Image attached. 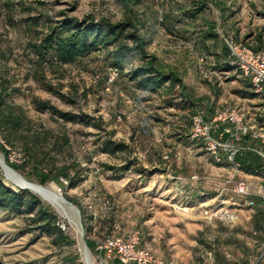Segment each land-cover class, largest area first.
I'll return each mask as SVG.
<instances>
[{"label": "rangeland", "instance_id": "1", "mask_svg": "<svg viewBox=\"0 0 264 264\" xmlns=\"http://www.w3.org/2000/svg\"><path fill=\"white\" fill-rule=\"evenodd\" d=\"M224 1L227 4L224 15L208 3L204 14L194 20L176 21L177 15L169 9L167 0H140L138 8L147 15L150 8L158 10L160 18L171 11L174 23L173 27L165 20L159 21L157 29L156 22L147 50L186 69L183 80L195 96L203 98L196 109L204 117L232 106L246 119L264 127L262 119H257L259 96L242 93L243 81L218 67L226 58L221 51L225 38H234L237 30L241 39L244 34L264 26V15L260 11L264 0ZM62 12L79 18L106 15L117 20L122 17L124 8L120 0H0V68L13 77L10 85L18 88L10 93L9 99L19 104L33 122L41 121L52 128L63 122L47 109L40 111L34 98L46 100L58 110L77 116L63 123L72 142L71 153L80 162L81 179L75 187L50 180L41 185L52 188L64 198L67 195L76 199L84 207L85 216L68 211L66 217L31 190L58 214L59 224H64L70 244L57 245L51 235L30 229L25 217L0 209V264H85L83 223L91 226L93 221L88 215L96 214L99 218L96 225L101 231L89 235L100 242L112 223L113 210L117 214L115 221L122 228L137 227L145 247L175 264H198L195 254L204 235L216 239L214 264H246L259 258L264 252V200L256 195L234 193L233 184L226 180L246 179L264 186V168L250 173L239 163L236 170L226 160L214 163L200 145L178 135V126L186 124L185 110L166 107L159 93L134 91L127 74L109 82V68L102 52L91 50L61 67L52 65L55 61L52 50L40 57L30 42L36 40L39 44L48 27L57 26ZM204 20L215 22L217 41L206 43L217 55L205 57L206 51L196 43L195 33L174 29L188 23L189 28L198 30L205 26ZM225 20L232 29L223 27ZM129 60L133 65L138 62L137 57H129ZM41 64L44 83L31 75L40 70ZM128 69L129 65L125 66L123 73ZM126 97L132 99V103L126 102ZM106 139L122 141L126 148L104 152ZM238 146L239 150L253 151L264 162V156L252 150L260 147L264 152L263 143L246 136ZM159 149L165 153L179 151L168 163L178 180L169 177V170L161 169L164 164L158 159ZM0 154L5 161L1 151ZM126 161L131 165L121 176L106 167H117ZM150 171L153 173L148 175ZM191 175L198 179L191 180ZM0 176L11 187L20 188L1 166ZM26 179L39 183L34 175ZM197 191L207 193V198L216 196L214 205L229 206L236 213L235 221L226 224L215 220L207 224L195 207L199 202L195 197ZM249 199L254 201L253 205L246 203ZM186 206L195 209L186 210ZM87 252L89 262L99 264L97 252L88 247Z\"/></svg>", "mask_w": 264, "mask_h": 264}, {"label": "trees", "instance_id": "2", "mask_svg": "<svg viewBox=\"0 0 264 264\" xmlns=\"http://www.w3.org/2000/svg\"><path fill=\"white\" fill-rule=\"evenodd\" d=\"M124 12L120 19L112 20L109 16L100 15H85L83 17L69 16L63 13V17L58 21L57 26H49L48 32L36 43V40L31 41L30 44L40 57H45L50 50L53 51L52 58L54 66L61 67L64 64L72 63L77 57L89 53L91 50L103 53L106 57V65L108 68H115L117 70V78L122 74H127L128 79L132 81L134 91L146 92L148 94L159 93L162 95V101L168 108L186 111V124L178 126V135L185 138L190 143H195L201 146L198 141H190L189 135L191 130V116L197 111V105L202 101V97L195 96L191 88L188 87L183 77L186 73L185 68H181L178 64L168 61L167 59L158 56L156 53L148 51L147 46L150 43L151 34L157 29L159 21L165 20L166 23H172L171 11L176 13V21L181 18L187 20H194L200 15L204 14L208 3L216 6L224 15L227 4L224 0H186L179 2L178 0H167L169 2L170 12H167L160 18L158 10L149 9V14L139 7L140 0H120ZM261 13L264 15V5L261 8ZM162 14V13H161ZM153 19V20H152ZM205 26L198 30L189 28L184 25L183 28H174L176 32L186 31L196 34V43L205 49L207 54H214L206 42H216L218 34L215 31V22L205 21ZM223 27L232 29L223 21ZM174 27V26H173ZM173 29V28H172ZM169 31H174L169 29ZM235 37L233 38L237 43L248 47L257 52L264 50V26L256 28L253 32L246 33L241 39H238V32L235 30ZM222 54L226 56L219 64V68L223 72L233 74L232 77H238L243 81L242 93H251L256 95L250 87L249 81L246 77L235 72L234 68L228 63V47L224 43L221 47ZM204 54L202 58H204ZM217 55V54H214ZM129 57H137V64H131ZM51 60V61H53ZM41 64L40 70H35L32 77L41 83H44V68ZM129 65L127 73H123L125 66ZM0 132L5 141L14 148H18L24 156V161L21 164H16L8 161L6 150L0 146V151L5 156V162L13 169L18 171L26 178L29 175H34L40 184L45 181H53L60 183L62 186L66 184L68 187H75L81 179L78 172L80 162L77 161L76 156L71 153L72 142L65 129L64 121L74 120L76 115L69 112L60 111L56 107L50 105L46 100L34 98V103L40 111L48 110L51 114H57L61 117L63 122H60L56 128L47 126L43 122H33L27 117L23 108L12 102L9 99L11 92L16 91V86L10 84L14 80L7 72H3L0 68ZM6 71V70H4ZM106 79V75L103 79ZM49 82V81H48ZM48 85V84H47ZM213 91L216 89L213 87ZM260 105V103L258 104ZM208 109L211 108L208 106ZM258 121L261 118L258 117ZM254 139V138H253ZM258 141L257 139H254ZM126 144L122 141H113L106 139L103 142L104 152L123 151ZM160 150V151H159ZM158 159L160 163L164 164L162 170H169L171 175L177 177L173 173L169 163L171 156L175 150H169L170 157L165 160L163 155L165 151L159 149ZM234 159L246 171L259 172L264 168L263 159L256 153L250 150H239ZM130 162L126 161L120 166H106L107 169L116 170L117 175L121 176L130 168ZM72 170V172H70ZM156 171V170H153ZM153 172H148L151 175ZM65 180V183L62 182ZM200 192V191H197ZM196 192V193H197ZM204 195L207 193L202 192ZM65 198L76 205L81 217L85 216L84 207L79 204L76 199L64 195ZM251 198L258 199L255 196ZM0 209L15 215L25 217L27 225L30 229L41 233L51 235L52 242L57 245L70 244L64 230L59 227L58 214L48 205L45 204L38 195L26 188H13L5 183L0 176ZM117 215L114 210L111 211L112 223L107 229V233L103 234L102 239L107 236H113V225ZM88 218L93 221L91 226H84V241L87 247L94 251L97 238L89 235L100 233V226L93 231L97 219L93 218V214H89ZM101 220L105 221L104 218ZM213 247L215 251V259L217 255V243L214 238ZM202 244H207L206 236L204 235ZM141 247L142 244L140 237ZM147 248V247H145ZM116 261V260H115Z\"/></svg>", "mask_w": 264, "mask_h": 264}, {"label": "built area", "instance_id": "3", "mask_svg": "<svg viewBox=\"0 0 264 264\" xmlns=\"http://www.w3.org/2000/svg\"><path fill=\"white\" fill-rule=\"evenodd\" d=\"M225 43L229 50V65L234 68L236 73L248 79L251 90L260 98L257 115L264 122V50L255 52L237 43L230 36L225 38ZM116 78L117 70L109 68L107 80L113 82ZM125 100L128 103H132V99L129 97H126ZM190 126V141L200 142L201 147L214 163H221L223 160H226L234 170L239 165L234 159L235 154L240 149L238 144L242 140L245 141L246 136L257 139L264 144V127L254 120L246 119L232 106L216 110L209 118L204 117L202 112L196 111L191 116ZM0 146L6 150L9 162L21 164L24 161L23 153L18 148L9 145L1 132ZM252 150L264 156V152H261L260 147ZM173 155L177 157L179 151L175 150ZM169 157V152L164 153L163 158L165 160ZM169 177L178 180L175 176L170 175ZM190 179L197 180L198 177L191 175ZM226 181L233 184L231 190L234 193L239 195H256L264 200L263 185L253 184L246 179ZM62 182L65 183V180L62 179ZM195 197L199 201L195 207L199 210L207 224L211 225L215 220L226 224L235 221L236 213L229 206L213 204L216 196L214 198H207L202 192H197ZM246 203L253 205L254 201L249 199ZM195 207L186 206L185 209H195ZM93 218L97 219L96 214H93ZM59 227L62 230L65 228L64 224H59ZM96 230L97 225H94L93 231ZM113 232V236L107 235L100 242L95 243L94 252L98 254L99 264H175L172 261L163 259L150 249L141 247L139 245L141 232L137 227L122 228L115 221ZM206 239L207 244H201L195 254L198 264H214L215 262V251L212 243L214 238L210 239V237L206 236ZM246 264H264V252L259 258Z\"/></svg>", "mask_w": 264, "mask_h": 264}, {"label": "bare ground", "instance_id": "4", "mask_svg": "<svg viewBox=\"0 0 264 264\" xmlns=\"http://www.w3.org/2000/svg\"><path fill=\"white\" fill-rule=\"evenodd\" d=\"M0 154V166L6 175L18 186L28 187L35 193H37L43 200L51 203L54 208H57L64 216L67 217L68 211L74 212L73 209L61 198L60 194L55 192L52 188L43 186L39 183L27 180L26 178L12 172L4 166L1 160ZM69 218V217H68ZM85 264H91V261H85Z\"/></svg>", "mask_w": 264, "mask_h": 264}, {"label": "water", "instance_id": "5", "mask_svg": "<svg viewBox=\"0 0 264 264\" xmlns=\"http://www.w3.org/2000/svg\"><path fill=\"white\" fill-rule=\"evenodd\" d=\"M1 160H2V163L4 164V166L6 168H8L9 170H11L12 172H15L16 174L22 176L18 171H16L15 169H13L11 166H9L5 161H4V158L1 157ZM24 177V176H22ZM25 178V177H24ZM20 188H27L29 190H31L30 188L28 187H22V186H19ZM61 198L73 209V211L75 212V214L78 215L79 213V210L78 208L76 207V205H74L73 203H71L70 201H68L67 199H65L61 194H60ZM83 248H84V251H85V260L86 261H89V256H88V252H87V245L85 243V241L83 240Z\"/></svg>", "mask_w": 264, "mask_h": 264}]
</instances>
